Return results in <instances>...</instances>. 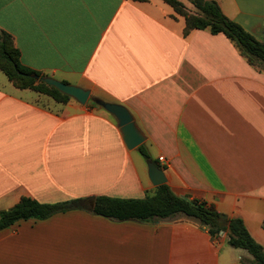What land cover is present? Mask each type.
<instances>
[{
    "label": "crops",
    "instance_id": "1",
    "mask_svg": "<svg viewBox=\"0 0 264 264\" xmlns=\"http://www.w3.org/2000/svg\"><path fill=\"white\" fill-rule=\"evenodd\" d=\"M213 1L264 40V0ZM184 27L162 0H0V30L21 64L124 106L149 156L128 150L93 102H56L0 71V211L23 197L83 200L0 231V264H251L225 233L182 215L118 222L91 213L98 196L152 191L147 160L175 195L240 218L264 249V67L223 34Z\"/></svg>",
    "mask_w": 264,
    "mask_h": 264
},
{
    "label": "trees",
    "instance_id": "2",
    "mask_svg": "<svg viewBox=\"0 0 264 264\" xmlns=\"http://www.w3.org/2000/svg\"><path fill=\"white\" fill-rule=\"evenodd\" d=\"M162 1L184 18V35L194 29H207L212 34L221 33L236 46L249 64L264 67V40H257L238 23L228 19L215 1L188 0L194 8L193 11L188 10L180 0ZM0 71L16 88L30 89L60 103L70 100L69 96L34 78L42 75L21 64L20 51L15 46L12 36L3 30H0ZM138 150L145 159H149L143 145L139 146ZM81 201L83 200L41 204L23 197L13 207L0 211V231L20 221L44 220L54 214L76 209ZM91 213L118 222H148L182 215L204 227L213 237L219 236L221 232L225 233L228 245L245 250L252 257L251 264H264L263 247L251 237L240 218H229L206 202L179 197L171 191L167 183L155 187L143 198L98 196L93 200Z\"/></svg>",
    "mask_w": 264,
    "mask_h": 264
},
{
    "label": "water",
    "instance_id": "3",
    "mask_svg": "<svg viewBox=\"0 0 264 264\" xmlns=\"http://www.w3.org/2000/svg\"><path fill=\"white\" fill-rule=\"evenodd\" d=\"M34 78L54 87L60 93L69 96L81 105H85L88 101H91L112 115L117 122V126L128 150L136 149L145 142L146 137L136 125L130 112L124 106L92 97L90 90L66 84L54 78L47 76H34ZM146 164L148 178L154 187L167 183L165 173L162 169L151 160H147Z\"/></svg>",
    "mask_w": 264,
    "mask_h": 264
},
{
    "label": "built area",
    "instance_id": "4",
    "mask_svg": "<svg viewBox=\"0 0 264 264\" xmlns=\"http://www.w3.org/2000/svg\"><path fill=\"white\" fill-rule=\"evenodd\" d=\"M158 162H159L160 164H162V165L166 163L165 159H164L162 156L158 157ZM222 234H223V233L221 232L220 235H222Z\"/></svg>",
    "mask_w": 264,
    "mask_h": 264
},
{
    "label": "rangeland",
    "instance_id": "5",
    "mask_svg": "<svg viewBox=\"0 0 264 264\" xmlns=\"http://www.w3.org/2000/svg\"><path fill=\"white\" fill-rule=\"evenodd\" d=\"M182 2L184 3L185 7L192 6L188 0H182Z\"/></svg>",
    "mask_w": 264,
    "mask_h": 264
}]
</instances>
